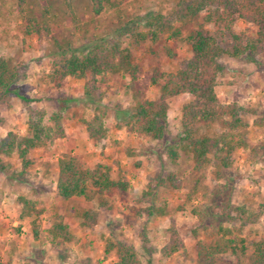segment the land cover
<instances>
[{"label": "rangeland", "instance_id": "1", "mask_svg": "<svg viewBox=\"0 0 264 264\" xmlns=\"http://www.w3.org/2000/svg\"><path fill=\"white\" fill-rule=\"evenodd\" d=\"M110 1L119 3L106 4L99 14H94L91 0H0V56L18 67L21 77L15 85L31 99L25 102L11 95L0 102V140L8 132L26 133L29 107L42 108L47 114L60 111L65 129L64 137L29 152L33 163L22 180L17 178L21 164L16 152L10 155L0 152L1 164L5 166L4 170L0 169L1 262L113 264L115 255L104 251L105 241L111 237L132 243L142 264H148V260L151 264H206L197 255L198 241L216 231L219 217L212 211L211 203L225 183L217 179L214 167L196 172L190 155L182 152L177 161L172 162L161 151L163 140L130 132L118 123L114 108L132 106V98L126 92L128 76L109 74L102 83L105 95L101 109L106 136L101 139L92 138L84 122L95 113L94 105L84 101L86 80L68 76L59 87L47 80L57 50L55 40L68 39L76 51H81L93 37L117 35L152 12H169L176 0ZM195 27L197 24L188 26L189 29ZM233 29L252 37L256 27L238 19ZM121 40L124 46H129L138 66V82L151 99L158 96V87L151 83V77L182 67L191 56L188 44L164 37L156 43L149 39L135 42L130 32H124ZM166 47L174 53L171 57ZM255 60L224 58L225 69L215 87L220 101L236 100L255 110L248 115V146L234 152L229 170L233 204L243 205L249 211L261 210L258 221L244 227L243 235L247 240L264 238V159L260 157L261 152L254 155L251 151L264 141V53L255 56ZM63 97L75 99L62 107L59 99ZM188 99L187 94L170 99L167 141L179 132L181 106ZM64 155L73 156L83 166L91 167L97 162L109 164L113 174L122 169L129 186L123 192L105 195V206H100L94 191L87 197L60 198L55 189L57 159ZM156 176L162 178L164 184L155 187ZM151 187L155 189L150 191ZM18 195L35 200L44 209L39 217L38 238L33 236L31 218L18 217ZM150 203L165 205L167 213L146 215L142 210ZM83 211L93 216L90 225H81ZM55 221L68 224L74 234L72 241L51 239L47 228ZM170 227L179 234L182 246L166 256ZM243 262L244 259L230 254L217 260V264Z\"/></svg>", "mask_w": 264, "mask_h": 264}, {"label": "trees", "instance_id": "2", "mask_svg": "<svg viewBox=\"0 0 264 264\" xmlns=\"http://www.w3.org/2000/svg\"><path fill=\"white\" fill-rule=\"evenodd\" d=\"M117 3L119 1L91 0V11L99 14L106 4ZM238 19L256 27L252 37L234 31L233 26ZM191 24H197V27L189 29ZM124 32H130L135 42L149 39L156 43L164 37L190 46L191 56L182 67L174 71H161L151 77V83L158 87L155 99L148 98L145 87L138 82V66L129 46L122 44L121 35ZM55 44L57 50L52 57L47 80L56 87L61 86L68 76L86 80L83 86L84 101L94 105L95 113L84 122L92 138L106 136L102 117L104 111L101 109L105 95L102 83L107 81L109 74L126 75L129 77L126 92L132 98V106L114 108L118 123L130 132L163 140L161 151L168 160L177 161L181 152L189 154L196 172L213 166L217 179L224 180V188L217 190L211 203L212 211L218 213L219 217L216 231L198 241V257L206 264H217L218 259L230 254L236 259H244L241 264H264V238L247 240L243 235L247 224L258 221L261 210L249 211L243 205L233 204L229 178L234 152L248 146V115L255 113V110L236 100L220 101L215 91L218 76L225 69L224 58L256 62L255 56L264 53V0H176L169 12H152L117 35L93 37L84 50L76 51L68 39L55 40ZM165 49L169 57L174 54L170 48ZM20 77L18 67L0 56V102L11 95L25 102L31 101L15 85ZM179 94H187L189 99L181 106L179 132L167 141L169 101ZM74 99L63 97L59 103L63 107ZM26 124L25 134L8 132L0 140V152L6 155L16 152L21 164V170L17 173L20 180L33 163L29 152L65 135L62 114L58 110L47 114L42 108L29 107ZM251 151L254 155L261 152L260 157L264 159V141L252 147ZM0 169H5L1 160ZM155 178V187L164 184L162 178ZM128 186L125 171L118 169L113 174L109 164L97 162L91 167L83 166L70 155L57 159L55 189L60 198L87 197L90 191H94L100 206H105V195L123 192ZM155 187H151L150 191ZM16 201L20 205L19 219L30 217L33 236L38 238L39 217L44 209L25 195H18ZM142 211L148 216L165 215L167 208L150 203ZM81 215V225L92 223L93 216L89 212L83 211ZM168 230L170 244L164 251L166 256L182 246L175 228ZM47 233L53 240L68 242L74 238L68 224L61 221L49 226ZM104 251L115 255L113 264H142L140 254L132 243L109 237L105 241ZM147 262L151 264L150 260ZM0 264L12 262L0 261Z\"/></svg>", "mask_w": 264, "mask_h": 264}]
</instances>
